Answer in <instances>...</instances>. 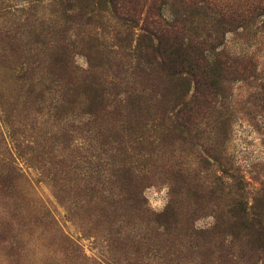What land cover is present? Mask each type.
<instances>
[{"label":"rangeland","instance_id":"1","mask_svg":"<svg viewBox=\"0 0 264 264\" xmlns=\"http://www.w3.org/2000/svg\"><path fill=\"white\" fill-rule=\"evenodd\" d=\"M108 1L0 0V264H264V15L248 12L264 0L163 7L205 64L224 65L209 108L175 132L170 114L194 103L193 83L137 60L144 35ZM60 47L76 68L70 81L52 65ZM90 83L107 102L95 116ZM175 171L188 186L172 196ZM122 178L151 213L176 202V228L124 203ZM238 182L261 216L259 247L247 224L230 222Z\"/></svg>","mask_w":264,"mask_h":264},{"label":"trees","instance_id":"2","mask_svg":"<svg viewBox=\"0 0 264 264\" xmlns=\"http://www.w3.org/2000/svg\"><path fill=\"white\" fill-rule=\"evenodd\" d=\"M105 1V0H104ZM178 3H185V0H174ZM188 3H193V1L186 0ZM110 10L112 14L118 17V19L123 21V26L127 30H131L134 27L138 28L143 33L144 38H140V41L143 39L146 42L144 44L139 41L137 47L135 48V53H137V60L143 61V64L146 68H152L155 66L160 70L166 71V76L171 79V81H181L188 77V81L193 83V89L197 98H195L194 103L191 106L187 104L175 105L178 107L175 114L171 113V132H175L180 129H187L191 125V121L194 118L193 115L201 109H208L209 104L213 99L214 86L209 82L211 78H214L213 75L216 70L221 72L220 65L212 63V66H208L205 56L193 51L188 45L185 44V39L183 38L182 28L176 25V22L166 21L164 15L162 14V9L165 5L168 4V0H109L108 1ZM171 6V5H170ZM251 15L258 13V16L264 15V2H255L249 5ZM260 13V14H259ZM239 17H242V15ZM222 21L226 19H232V15H222L220 17ZM244 20V19H242ZM63 49L64 53L60 54ZM199 50V49H198ZM145 52V58H142L141 53ZM60 54V55H59ZM57 57L53 59V66L57 70L56 76L58 78L66 77L67 81H70L71 75L76 72L75 66H69V55L65 52L64 47H60ZM148 58H147V57ZM150 56V57H149ZM150 58V59H149ZM140 61V62H141ZM140 64V63H139ZM251 63L245 64L244 67L251 68ZM242 65V63H241ZM144 73V71L141 70ZM187 81V80H186ZM96 86L95 83H90L87 85L85 92L89 94L88 109L86 114L92 116L95 113L101 112L107 106V102L104 103V95L102 91L100 94L97 92L92 93L89 86ZM94 88V87H92ZM91 92V93H90ZM91 94V95H90ZM187 92H183L180 95V98H186ZM69 104L72 102L68 101ZM62 108V106H61ZM175 109V107L173 108ZM197 111V112H195ZM95 116V115H94ZM119 172L121 170H118ZM13 170H11L5 177H11ZM173 176V188L171 190L172 196L178 195L179 188L181 185L188 186L184 182V179L179 175V171H175L172 174ZM126 177V176H125ZM123 179V178H122ZM126 180L125 191L123 202L131 204L132 209H135L141 213L148 214L151 217V221L161 226L165 231L174 230L178 225L177 213L175 212L174 205L176 202L170 201L165 210L161 213H151L146 208L147 202L141 196V191H138L139 185L132 184V180L124 178ZM237 192H241L239 197L234 203L232 210H229L230 213V222L238 227H243L248 225V229L254 231L255 233V242L256 245L261 244V216L258 213H255L256 206L249 207L247 202H244L242 197L243 187L241 183H237ZM199 187H192L191 192L194 197L193 204H198V201L201 200L202 196H199L200 193ZM189 193L188 189H185ZM188 195V194H187ZM254 202H260L254 200ZM189 220V218H188ZM193 222V221H192ZM189 224V221H188ZM193 223L190 220V230L193 228ZM212 229L207 228L206 230L199 231L197 234H191L194 238H198L200 235H212ZM71 249L73 251H78L79 247L77 244L70 242ZM261 248V246H260Z\"/></svg>","mask_w":264,"mask_h":264}]
</instances>
